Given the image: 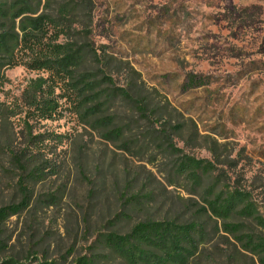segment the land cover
I'll return each instance as SVG.
<instances>
[{
	"label": "rangeland",
	"instance_id": "1",
	"mask_svg": "<svg viewBox=\"0 0 264 264\" xmlns=\"http://www.w3.org/2000/svg\"><path fill=\"white\" fill-rule=\"evenodd\" d=\"M63 1L51 0V15ZM65 1L87 5L78 14L77 39L137 71L147 89L197 125L200 138L185 130L182 137L157 139L145 122H135L127 136L136 147L120 150L81 126L62 100L60 119L35 129L64 137L49 155L60 173L31 185L30 209L3 225L0 260L76 264L96 252L100 234H125L145 220H196L202 190L175 176L184 157L214 163L218 172L206 183L220 173L227 185L239 182L264 213V0ZM47 75L23 66L9 69L0 81V103L17 104L31 80ZM114 80L125 86L126 76L115 74ZM113 111L124 124L137 119L124 102ZM23 117L0 124V145L9 136L19 146ZM18 179L0 157V207L20 202ZM132 198L141 204L130 205ZM121 213L127 218L118 219ZM203 221L210 243L205 261L196 264H219L221 258L211 256L226 255L229 241L215 232L213 221ZM247 226L264 237L262 228Z\"/></svg>",
	"mask_w": 264,
	"mask_h": 264
},
{
	"label": "trees",
	"instance_id": "2",
	"mask_svg": "<svg viewBox=\"0 0 264 264\" xmlns=\"http://www.w3.org/2000/svg\"><path fill=\"white\" fill-rule=\"evenodd\" d=\"M86 6L82 1L64 0L54 16L51 0H0V81L5 80L9 69L18 66L48 73L31 80L17 104L0 103L1 125L24 115L23 128L18 133L22 140L19 146L14 147L9 136L0 145V157L17 172L22 197L18 203L0 207V230L11 217L30 209L34 196L31 185L41 184L60 173V165L53 163L49 155L54 156L53 146L64 144V137L35 129L44 121L60 119L62 100L70 103L81 126L120 150L131 152L136 147L127 135L138 122H145L154 129L159 134L157 139L170 134L182 137L185 130L200 138L197 125L185 119L157 92L147 89L137 71L77 39L80 35L78 14ZM115 74L126 76L125 86L116 84ZM119 101L128 106L136 120L128 124L119 121L113 111ZM174 112L178 116L173 118ZM215 172L218 167L210 161L184 157L176 167L175 176L187 181L195 190H202L196 220L186 223L145 220L125 234H100L96 252L91 257L79 258L76 264H196L205 261L210 235L203 219L213 221L215 232L229 241L231 249L225 251L226 255L212 253L214 260L221 258L219 264H243L242 258L247 257L253 263L264 264V237L250 232L247 226L249 222L264 230L260 204L239 182L227 185L229 181L221 173L207 184L206 178ZM131 200L130 205L141 204L137 198ZM122 217L127 218V214L117 216ZM4 246L0 241V250ZM213 259L209 261L214 263ZM0 264L29 263L9 257L0 260Z\"/></svg>",
	"mask_w": 264,
	"mask_h": 264
}]
</instances>
